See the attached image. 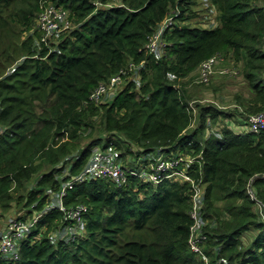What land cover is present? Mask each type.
Returning a JSON list of instances; mask_svg holds the SVG:
<instances>
[{"label":"trees","instance_id":"1","mask_svg":"<svg viewBox=\"0 0 264 264\" xmlns=\"http://www.w3.org/2000/svg\"><path fill=\"white\" fill-rule=\"evenodd\" d=\"M47 2L72 27L45 42L41 0H0V218L13 207L18 218L44 210L93 146L113 141L122 158L161 149L193 159L185 170L203 192L205 238L202 253L190 248L189 180H77L62 202L87 207L84 232L58 237L74 221L49 208L18 257L0 264H264V129L247 124L264 111V0ZM203 3L215 11L212 24L196 20ZM168 15L156 56L145 45ZM213 55L233 61L246 83L233 109L192 103L189 85ZM129 64L139 66L137 80ZM122 69L114 96L92 101Z\"/></svg>","mask_w":264,"mask_h":264},{"label":"built area","instance_id":"2","mask_svg":"<svg viewBox=\"0 0 264 264\" xmlns=\"http://www.w3.org/2000/svg\"><path fill=\"white\" fill-rule=\"evenodd\" d=\"M41 10L38 13L36 27L42 32L41 40L47 42L48 37H58L62 32L71 28L68 13L62 7L41 0ZM172 15L166 16L158 23L157 29L149 37L145 48L149 53L156 56L164 51L165 41L162 39L163 31L172 23ZM221 59L220 55H213L200 64V80L208 81L209 76L214 71L215 64ZM139 66L129 64V70H133L130 75L137 80ZM224 72V71H222ZM126 69L112 75L107 81L100 82L90 95V99L96 103L110 99L114 96L116 89L124 80ZM248 127L251 130L264 129V111L250 114L247 118ZM141 167H128L123 164L120 152L113 141L107 145H95L91 149V154L84 166L73 179L62 183L60 190L51 193L50 203L42 211H38L30 217H11L4 228L0 229V256L15 259L18 257L20 241L29 234L35 226L43 211L57 207L64 211V217L74 221L73 224L65 225L57 230L58 237L66 239L73 234L84 232L83 215L87 207L84 204H77L74 207L66 208L62 202V197L67 187H71L73 181H83L97 178H109L117 183H124L129 175H136L140 179L148 182L158 183L169 177H179L189 180L192 183V207L190 211L193 222L189 229V245L194 251L202 253L200 242L205 238L202 233L205 224L202 217L203 192L200 186L186 173L193 159L172 155L161 149L147 152L141 157ZM183 164V167L180 166ZM208 264V263H207Z\"/></svg>","mask_w":264,"mask_h":264},{"label":"rangeland","instance_id":"3","mask_svg":"<svg viewBox=\"0 0 264 264\" xmlns=\"http://www.w3.org/2000/svg\"><path fill=\"white\" fill-rule=\"evenodd\" d=\"M205 6L206 3L201 4L200 13L203 17H198L196 20L198 22L203 21L206 25H208V23L212 24L211 19H214L215 11L214 9L203 10ZM222 70L224 72H222ZM188 89L192 95V103L195 101H213L226 109H233L236 104V95L246 92V83L240 75L238 67L235 66V63L230 59L224 58L216 63L214 71L211 73V77L208 81H205V83L199 82L195 74ZM237 127L236 125L235 128ZM104 141L105 140H102L101 143L104 144ZM142 156L143 154L135 158L129 153H126L124 158H127L130 163L136 164L139 163ZM124 158H122L123 163ZM21 213H23V211H17L14 207L9 212L5 213L0 218V229L5 227L11 217H17Z\"/></svg>","mask_w":264,"mask_h":264}]
</instances>
